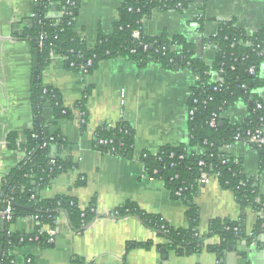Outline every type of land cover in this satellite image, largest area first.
Wrapping results in <instances>:
<instances>
[{
	"label": "crops",
	"instance_id": "crops-1",
	"mask_svg": "<svg viewBox=\"0 0 264 264\" xmlns=\"http://www.w3.org/2000/svg\"><path fill=\"white\" fill-rule=\"evenodd\" d=\"M33 1L0 0V36L4 38L0 41V189L2 180L23 159L19 151L6 148L7 135L16 133L22 141L32 124L30 46L13 35L12 27L32 17ZM122 2L82 0L76 35L94 47L98 32L110 34ZM57 15L54 7L47 17ZM229 21L248 34L258 32L264 27V0H193L182 13L154 11L142 21V33L148 38L163 34L169 39L182 36L195 47L196 57L210 67L215 51L204 41L215 36L219 23ZM260 75L264 78V67ZM194 83L191 72L167 70L155 63L140 69L133 62L118 58L104 61L92 75L82 76L66 70L61 58L52 60L42 71L41 84L60 94L63 107L71 112L72 118L57 121L47 105L42 118L49 132H58L68 144L61 159L77 163V169L59 175L38 197L75 198L82 208L94 205L97 217L82 233L73 232L67 219L60 217L54 230L53 248L16 249L11 253L13 264H264V235L249 245L239 243L220 259L205 249L186 257L173 251L162 254L160 247L166 241L139 219L112 216L116 208L131 202L145 215L158 216L174 229L187 227L186 206L170 198L161 181L146 175L140 157L142 153L156 154L163 147H175L186 141L187 101ZM87 92V121L82 128V115L76 104ZM244 115L239 104L228 112L233 123H241ZM120 121L127 122L134 132L131 160L101 154L94 145L98 128L104 124L115 126ZM225 152L241 161L246 177L258 179L264 196V172L259 169L258 152L243 145H233ZM80 176L86 179L85 185L76 187ZM194 205L199 210L197 230L202 237L208 233L210 222H235L240 216L232 194L223 190L216 179L206 186L200 185ZM256 219L251 210L245 212L248 234ZM35 225L31 218H20L9 230L30 234ZM218 243V238L212 237L204 245Z\"/></svg>",
	"mask_w": 264,
	"mask_h": 264
},
{
	"label": "trees",
	"instance_id": "trees-1",
	"mask_svg": "<svg viewBox=\"0 0 264 264\" xmlns=\"http://www.w3.org/2000/svg\"><path fill=\"white\" fill-rule=\"evenodd\" d=\"M81 1L34 0L31 26L25 27L19 38L29 44L31 62L36 52V81L30 84V129L22 141L16 133H9L6 138V148L19 151L23 159L1 183L0 213L5 207L4 201L10 198L12 215L9 222H3L4 229L0 231V264H13L11 253L16 249L27 246L42 250L53 248L54 238L45 228L54 231L62 216L75 233H82L97 217L94 205L82 209L75 198L41 200L38 197V193L59 175L77 169V163L61 159L60 155L67 150L68 144L58 132L50 133L42 118L46 105L57 121L72 118L71 112L63 107L60 94L41 84L42 71L51 62L50 53L63 60L66 70L82 76L92 75L104 61L120 58L133 62L140 69L155 63L167 70L191 72L198 78L187 101L188 110L195 111L188 117L186 141L175 147H163L155 155L142 153L140 157L146 175L161 181L170 198L186 206L187 227L174 229L158 216L145 215L131 202L116 208L113 217L139 219L166 241L160 247L162 254L173 251L186 257L205 249L220 259L239 243L249 245L256 237L264 235V196L258 181L243 174L241 161L235 163L221 151L234 144L237 135L244 140L247 132L255 128L264 130V78L260 76L264 64V27L248 34L238 29L234 21L219 23L216 35L204 41L215 50L214 60L207 67L196 57L195 47L182 36L169 39L163 34L148 38L142 33V21L154 11L182 13L193 4V0H123L110 34L98 32L94 47H89L75 32ZM54 7L58 13L64 11V15L47 17ZM198 23L201 24L202 20L199 19ZM133 33H138L137 39L133 38ZM41 38L42 46L39 47ZM251 68L254 74L248 73ZM211 78H217V84L209 83ZM87 94L76 104L82 115V128L87 121ZM257 102L262 104L261 110L256 109ZM237 103L246 107L248 116L244 122L231 124L219 118L214 127L209 126L213 114L219 115ZM94 136L95 148L101 154L124 160L133 158L134 132L127 122L120 121L113 128L104 124ZM101 140L106 144L98 145ZM257 152L259 169L264 172V149ZM203 173L216 175L219 186L232 194L240 216L235 222H210L208 233L202 237L197 230L199 210L194 205V198ZM85 180L83 176L78 177L76 187L84 186ZM247 210L260 214L250 235L245 226ZM20 218H36L32 233H12L9 230ZM212 237L218 238V245L205 246L204 242Z\"/></svg>",
	"mask_w": 264,
	"mask_h": 264
},
{
	"label": "built area",
	"instance_id": "built-area-1",
	"mask_svg": "<svg viewBox=\"0 0 264 264\" xmlns=\"http://www.w3.org/2000/svg\"><path fill=\"white\" fill-rule=\"evenodd\" d=\"M62 15H64V11H60V13H58V15H57V18L58 17H61ZM31 16H33V15H31ZM216 35V34H215ZM214 37V36H213ZM133 38H135V39H137L138 38V33H133ZM42 46V38L40 39V42H39V47H41ZM208 46H210V45H208ZM207 46V47H208ZM213 50H214V48L212 47V46H210ZM178 49V48H177ZM179 50V49H178ZM215 51V50H214ZM55 58H57L55 55H53V53H50V55H49V59L52 61V60H54ZM59 58V57H58ZM262 67H264V64L262 65ZM261 67V68H262ZM261 68H260V72H261ZM248 73L249 74H254V69L253 68H251V69H249V71H248ZM261 76V75H260ZM195 77V76H194ZM197 80H198V78L197 77H195V82H197ZM217 82H218V80H217V78H211V80H209V83H215V84H217ZM215 88V87H214ZM215 90V89H214ZM262 98L264 99V94L262 95ZM122 104H123V101L121 102ZM237 104H239V105H241V107H242V109H243V111H244V119H243V121H241V123L242 122H244V120L247 118V116H248V114H247V112H246V107H245V105L243 104V103H237ZM235 106H233V107H230L229 109H227L225 112H221L219 115H217V114H213V116H212V118H211V120L209 121V126L210 127H214V125H215V122H216V120L217 119H219V118H223V119H226V120H228L231 124H240V123H233V122H231L230 120H229V116H228V112L230 111V110H233V108H234ZM255 107H256V109L257 110H261L262 109V104H260L259 102H257L256 104H255ZM195 111V109H190V110H188V117L190 116H192V114H193V112ZM108 126L110 127V128H113L114 126L113 125H111V124H108ZM106 144V142L105 141H98V145H105ZM233 145H243V146H246V147H250V148H252V149H254L256 152L257 151H260V150H263L264 149V130H262L261 128H255V129H253V130H251V131H249V132H247V136L245 137V139L244 140H240V137H239V135H237L236 137H235V139H234V144H232V145H229V146H225L224 148H222V152L223 153H226L225 151L226 150H228L231 146H233ZM151 155H155V154H151ZM143 157H144V155H143ZM233 161L235 162V163H238L239 162V159L238 158H233ZM200 166L202 165L201 163L199 164ZM212 179H216L217 180V177H216V175H209V174H206V173H203L202 175H201V177H200V181H199V184L200 185H202V186H206V185H208L209 184V182H210V180H212ZM255 180H257L258 181V179L257 178H254ZM259 185V184H258ZM4 205H5V207H4V209H3V211L0 213V224H1V222H9L11 219V215H12V199H6L5 201H4ZM82 208V207H81ZM82 209H84V208H82ZM256 215H257V217H259L260 216V214L259 213H255ZM32 220L34 221V223H35V221H36V218H32ZM45 230H47L48 232H49V235L51 236V237H53V238H55V233H54V231H51V230H49L48 228H45ZM250 235V234H249Z\"/></svg>",
	"mask_w": 264,
	"mask_h": 264
},
{
	"label": "water",
	"instance_id": "water-1",
	"mask_svg": "<svg viewBox=\"0 0 264 264\" xmlns=\"http://www.w3.org/2000/svg\"><path fill=\"white\" fill-rule=\"evenodd\" d=\"M30 25H31L30 20L28 22H26L25 24H22V25L15 24L12 27L13 28V35L16 37L18 36V38H21L24 28L28 27V26L30 27ZM9 39L12 40V38H9ZM0 41H4V38H2L1 36H0ZM36 69H37V56H36V52H35L33 55V62H32V73H31V81L32 82L36 81ZM29 127H31V124L29 125ZM3 229H4V223L1 222L0 231H2ZM262 240L264 241V236L262 237ZM0 255H1V250H0Z\"/></svg>",
	"mask_w": 264,
	"mask_h": 264
},
{
	"label": "flooded vegetation",
	"instance_id": "flooded-vegetation-1",
	"mask_svg": "<svg viewBox=\"0 0 264 264\" xmlns=\"http://www.w3.org/2000/svg\"><path fill=\"white\" fill-rule=\"evenodd\" d=\"M30 20V22H31V19H29ZM29 20H26V21H24V22H21V23H19V25H22V24H25L26 22H28ZM31 26V25H30Z\"/></svg>",
	"mask_w": 264,
	"mask_h": 264
}]
</instances>
